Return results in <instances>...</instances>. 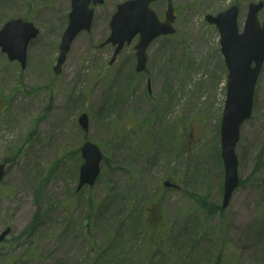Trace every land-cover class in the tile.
<instances>
[{
    "label": "rangeland",
    "instance_id": "obj_1",
    "mask_svg": "<svg viewBox=\"0 0 264 264\" xmlns=\"http://www.w3.org/2000/svg\"><path fill=\"white\" fill-rule=\"evenodd\" d=\"M125 1L95 7L92 31L56 76L71 0H0V29L19 18L40 29L26 69L0 51V165L10 161L0 234L11 229L0 264H264V67L236 148L239 188L223 210L228 69L206 22L238 5L242 32L249 4L260 0H173L177 33L150 46L140 77L137 40L113 66L112 47L99 48ZM165 7L152 5L161 20ZM85 142L104 158L96 185L77 193Z\"/></svg>",
    "mask_w": 264,
    "mask_h": 264
},
{
    "label": "water",
    "instance_id": "obj_2",
    "mask_svg": "<svg viewBox=\"0 0 264 264\" xmlns=\"http://www.w3.org/2000/svg\"><path fill=\"white\" fill-rule=\"evenodd\" d=\"M157 0H131L118 6L117 13L113 16L110 28V38L101 45L117 46L113 60L125 46L131 44L133 39L140 35L137 50V72L145 70L148 63L147 49L150 44L160 36H169L175 33L173 22L175 21L174 10L171 0L166 13V21L161 22L156 13L150 8V4ZM103 4L104 0H72V12L70 22L60 44V56L57 66L54 68L58 75L66 62L67 55L77 36L83 31H91L94 10L90 5ZM264 9V2L252 3L249 6L248 18L244 33L238 29L239 9L234 6L217 16L209 15L206 20L215 25L221 35L222 53L225 57L229 70L228 95L224 111L221 129L223 160L225 165V192L223 208L226 209L233 193L239 185L238 158L236 146L240 139L242 124L251 118L254 107V94L264 64V23L260 24L259 13ZM39 30L33 23L21 19L8 22L0 31V48L7 53L10 60H18L23 68L27 60V48L29 43L36 39ZM254 65V66H253ZM150 92L151 83L148 86ZM79 124L85 130H89V118L86 114L79 119ZM85 164L80 170V183L78 191L85 185L93 187L100 175V165L103 155L99 147L93 143H86L82 148ZM6 165H0V185L6 175ZM165 187L172 186L165 182ZM11 233L10 229L0 234V244Z\"/></svg>",
    "mask_w": 264,
    "mask_h": 264
},
{
    "label": "bare ground",
    "instance_id": "obj_3",
    "mask_svg": "<svg viewBox=\"0 0 264 264\" xmlns=\"http://www.w3.org/2000/svg\"><path fill=\"white\" fill-rule=\"evenodd\" d=\"M263 96H264V93L261 94V99L263 98Z\"/></svg>",
    "mask_w": 264,
    "mask_h": 264
}]
</instances>
